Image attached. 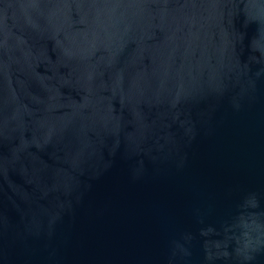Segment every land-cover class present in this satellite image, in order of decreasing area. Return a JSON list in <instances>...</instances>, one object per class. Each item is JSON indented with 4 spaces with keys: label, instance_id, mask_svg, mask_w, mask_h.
Listing matches in <instances>:
<instances>
[{
    "label": "water",
    "instance_id": "water-1",
    "mask_svg": "<svg viewBox=\"0 0 264 264\" xmlns=\"http://www.w3.org/2000/svg\"><path fill=\"white\" fill-rule=\"evenodd\" d=\"M0 264H264V0H0Z\"/></svg>",
    "mask_w": 264,
    "mask_h": 264
}]
</instances>
